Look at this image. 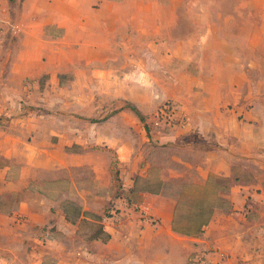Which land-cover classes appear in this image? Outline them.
Returning a JSON list of instances; mask_svg holds the SVG:
<instances>
[{
  "label": "crops",
  "instance_id": "crops-1",
  "mask_svg": "<svg viewBox=\"0 0 264 264\" xmlns=\"http://www.w3.org/2000/svg\"><path fill=\"white\" fill-rule=\"evenodd\" d=\"M133 2L23 0L20 22L11 25L10 36H0V201L16 197L11 208H0V264H254L264 259L254 249L258 241L264 243V106L229 108L238 95L235 99L223 88L196 106L186 104V119L176 129L156 132L152 148L159 154L152 158L164 162L122 149L117 170L128 200L123 208L132 220V211L140 216L122 220L127 230L122 250H113L105 226L110 239L102 243L79 236V223L67 220L75 207L103 216L120 188L110 159V149L121 150L120 145L113 146L104 133L111 127L108 117L90 120L104 109L95 103L100 97L90 84L112 75L122 81V10ZM7 4L0 0L2 8ZM215 18L221 34L222 14ZM247 30L244 45L254 49L252 26ZM232 45L225 43L226 49ZM175 180L187 188L213 189V216L196 237L172 230L179 198L167 188ZM143 213L157 220L156 226L142 219ZM75 243L79 247L66 253Z\"/></svg>",
  "mask_w": 264,
  "mask_h": 264
},
{
  "label": "rangeland",
  "instance_id": "rangeland-1",
  "mask_svg": "<svg viewBox=\"0 0 264 264\" xmlns=\"http://www.w3.org/2000/svg\"><path fill=\"white\" fill-rule=\"evenodd\" d=\"M22 1L8 0L6 8L0 6L1 40L10 36L11 25L20 22ZM135 1L122 10V81L117 75H112L107 82L90 84L91 92L100 97L95 99V103L104 104L102 114L90 120L97 123L102 118L110 119L111 127L104 133L113 146L120 145L121 150L110 149L111 163L116 168L122 165V158H119L122 157V149H130L133 157L136 154L140 159L153 162L152 157L159 154L152 148L156 132H169L182 125L186 119L183 117L186 104L196 106L221 88L235 99V93L238 95L237 103L233 100L228 104L229 108L248 110L264 106V0ZM183 12L188 13L182 15ZM217 12L223 17L221 34L214 26ZM247 24L253 28L254 49H247L244 45ZM168 28L171 34L167 32ZM199 28L202 34L197 32ZM199 42L209 44L210 49L198 48ZM217 43L223 45L220 47ZM225 43L233 44L234 49H226ZM65 85L70 91L71 85ZM83 89L87 91L86 84ZM130 107L138 110L143 121ZM119 111H122L121 119L116 115ZM98 133H103V130ZM161 155L166 157V153ZM165 159L156 158L155 161L160 164ZM119 186L106 206L113 212V217L104 223L115 243L112 245L115 251L122 250V234L127 232L122 229V220L126 218L125 221L132 222L140 218L134 211L128 214L136 216L134 220L125 215L123 204L128 200L122 191V179H119ZM185 186L186 183L175 180L167 191L178 196V216L181 224L188 226L192 221L184 218L187 217L186 208L196 202L207 203L211 208L214 202L210 200L214 198L213 189L204 192ZM60 187L65 188V183ZM15 198L13 195L3 197L0 208H11ZM141 216L152 226L158 223L145 213ZM88 222L80 225L79 236L91 235V223ZM129 222H125L126 226ZM76 247L79 243L69 245L66 253L74 252ZM254 249L264 253V243L258 241ZM47 263L50 264L49 261ZM254 264H264V259Z\"/></svg>",
  "mask_w": 264,
  "mask_h": 264
},
{
  "label": "trees",
  "instance_id": "trees-1",
  "mask_svg": "<svg viewBox=\"0 0 264 264\" xmlns=\"http://www.w3.org/2000/svg\"><path fill=\"white\" fill-rule=\"evenodd\" d=\"M13 2V0H9ZM132 112L143 121V116L138 112L136 108L130 107ZM114 171V180L119 186V178H118V170L117 168L113 169ZM179 201L176 206V213L174 216V220L172 222V230L178 234H182L185 236L196 237L203 232V228L208 224L213 216V207L209 208L208 205L204 204V202H196L190 207H187L185 212L187 218L192 222L187 226L181 224V217L178 216L179 212ZM112 217L111 209H106L103 213V216L93 214L90 212H81L78 207L73 208V212L70 214L66 213V218L73 224L79 223L81 224H89L90 221V236L88 238L90 240L101 241L102 243H106L110 239V235L105 231L104 225L102 224L103 219H110ZM183 219V218H182Z\"/></svg>",
  "mask_w": 264,
  "mask_h": 264
},
{
  "label": "built area",
  "instance_id": "built-area-1",
  "mask_svg": "<svg viewBox=\"0 0 264 264\" xmlns=\"http://www.w3.org/2000/svg\"><path fill=\"white\" fill-rule=\"evenodd\" d=\"M133 209H134V210H141V209H140L139 207H137V206H136V207H133ZM112 217H113V212H112ZM112 217H111V218H112ZM199 260H200V259H199Z\"/></svg>",
  "mask_w": 264,
  "mask_h": 264
}]
</instances>
